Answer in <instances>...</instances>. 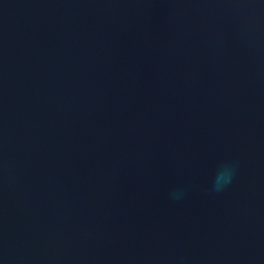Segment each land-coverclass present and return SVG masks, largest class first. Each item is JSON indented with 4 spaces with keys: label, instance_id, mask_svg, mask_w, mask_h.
Instances as JSON below:
<instances>
[{
    "label": "water",
    "instance_id": "water-1",
    "mask_svg": "<svg viewBox=\"0 0 264 264\" xmlns=\"http://www.w3.org/2000/svg\"><path fill=\"white\" fill-rule=\"evenodd\" d=\"M0 264H264V0H0Z\"/></svg>",
    "mask_w": 264,
    "mask_h": 264
},
{
    "label": "clouds",
    "instance_id": "clouds-1",
    "mask_svg": "<svg viewBox=\"0 0 264 264\" xmlns=\"http://www.w3.org/2000/svg\"><path fill=\"white\" fill-rule=\"evenodd\" d=\"M234 174H235L234 164L223 165L215 176V179L213 181L212 191L219 192L222 191L228 185H230L233 180ZM183 195H184L183 190H177L171 194L172 199L174 200L181 199Z\"/></svg>",
    "mask_w": 264,
    "mask_h": 264
}]
</instances>
